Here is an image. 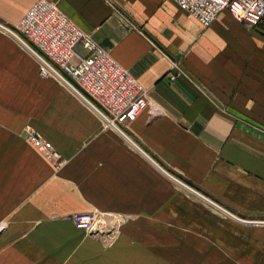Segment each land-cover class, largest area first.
I'll return each mask as SVG.
<instances>
[{
	"label": "crops",
	"instance_id": "crops-1",
	"mask_svg": "<svg viewBox=\"0 0 264 264\" xmlns=\"http://www.w3.org/2000/svg\"><path fill=\"white\" fill-rule=\"evenodd\" d=\"M35 1L0 0V22L18 33ZM52 1L146 89L124 132L221 207L264 220V20L224 10L206 26L175 0ZM158 165L0 28V264H264V223ZM93 211L120 221L112 240L76 226Z\"/></svg>",
	"mask_w": 264,
	"mask_h": 264
},
{
	"label": "built area",
	"instance_id": "built-area-1",
	"mask_svg": "<svg viewBox=\"0 0 264 264\" xmlns=\"http://www.w3.org/2000/svg\"><path fill=\"white\" fill-rule=\"evenodd\" d=\"M204 25L213 23L228 10L238 21L256 27L264 20V0H175ZM18 34L52 67L81 91L110 123L122 126L135 120L149 104L146 89L89 33L83 31L52 0H36L19 23ZM79 45L86 50L81 52ZM43 76L56 75L40 61ZM27 139L57 169L53 143L36 130L27 131ZM113 214L78 212L73 215L78 228L96 235L115 237L119 220Z\"/></svg>",
	"mask_w": 264,
	"mask_h": 264
},
{
	"label": "water",
	"instance_id": "water-1",
	"mask_svg": "<svg viewBox=\"0 0 264 264\" xmlns=\"http://www.w3.org/2000/svg\"><path fill=\"white\" fill-rule=\"evenodd\" d=\"M0 28L4 29L5 31H7L8 33H10L12 36H14L18 41H20L39 61H41L42 63H44L45 65H47L55 74L56 76L61 79L70 89H72V91H74L78 96H80L84 101H86L92 108H94L106 121H108V123H110V119L104 115V113H102L81 91H79L72 83H70L62 74H60L54 67H52L36 50H34L16 31H14L13 29L7 27L6 25L2 24L0 22ZM114 128L117 129V131H119L128 141H130L134 146H136L138 149H140L145 155H147L154 163H156V165H158V163L156 161H154L146 152L143 151V149H141L124 131H122L118 126H116L113 123H110ZM159 166V165H158ZM161 169L162 167L159 166ZM168 176H170L171 178H173L174 180H176L179 184H181L182 186H184L186 189H188L189 191L193 192L194 194L202 197L203 199H205L207 202H209L210 204L214 205L215 207H217L218 209H220L221 211H223L224 213L230 215L231 217H234L240 221H244V222H248V223H264V220H248V219H243L238 217L237 215H235L234 213L228 211L227 209L221 207L219 204L215 203L214 201H212L211 199H209L208 197L204 196L202 193H200L199 191H197L196 189H194L193 187H191L190 185H188L187 183H185L184 181L178 179L177 177L171 175L169 172H167L166 170L162 169Z\"/></svg>",
	"mask_w": 264,
	"mask_h": 264
},
{
	"label": "rangeland",
	"instance_id": "rangeland-1",
	"mask_svg": "<svg viewBox=\"0 0 264 264\" xmlns=\"http://www.w3.org/2000/svg\"><path fill=\"white\" fill-rule=\"evenodd\" d=\"M19 30V29H18ZM35 130L34 127H32L31 125H26L25 127V132H26V139H27V131H31V130ZM37 131V130H36ZM115 230V229H114ZM101 236V235H100Z\"/></svg>",
	"mask_w": 264,
	"mask_h": 264
},
{
	"label": "bare ground",
	"instance_id": "bare-ground-1",
	"mask_svg": "<svg viewBox=\"0 0 264 264\" xmlns=\"http://www.w3.org/2000/svg\"><path fill=\"white\" fill-rule=\"evenodd\" d=\"M189 13V12H188Z\"/></svg>",
	"mask_w": 264,
	"mask_h": 264
}]
</instances>
